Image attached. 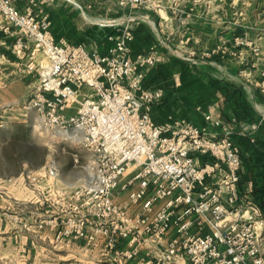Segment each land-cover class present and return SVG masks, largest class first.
<instances>
[{
	"label": "built area",
	"instance_id": "built-area-1",
	"mask_svg": "<svg viewBox=\"0 0 264 264\" xmlns=\"http://www.w3.org/2000/svg\"><path fill=\"white\" fill-rule=\"evenodd\" d=\"M15 1L0 0L6 23L1 29L17 34L18 55L32 53L25 71L35 72L38 83L25 108L37 113L39 130L75 149L74 162L89 178L80 186H60V174L50 165L24 174L36 194L43 184L56 183L49 201L55 218L48 221L51 226L58 221L56 242L96 246L103 237L117 264H129L154 243L156 256L145 264H171L178 257L190 264H264V217L242 195L241 149L229 133L155 119L165 93L147 85L141 68L154 66L156 56L132 55L129 27L96 22L115 29L107 36L113 46L100 55L65 41L56 44L48 23L19 11ZM146 2L121 0V5ZM249 47L260 55V46ZM261 87L264 92V80ZM123 193L133 212L120 203ZM172 231L177 237L161 247ZM124 239L128 248L120 250Z\"/></svg>",
	"mask_w": 264,
	"mask_h": 264
},
{
	"label": "crops",
	"instance_id": "crops-1",
	"mask_svg": "<svg viewBox=\"0 0 264 264\" xmlns=\"http://www.w3.org/2000/svg\"><path fill=\"white\" fill-rule=\"evenodd\" d=\"M163 1L123 6L121 0H16L15 5L47 22L56 44L65 41L100 55L113 46L107 36L115 29L95 23L121 21L128 26L132 55L156 56L154 66L141 68L147 85L165 93L155 119L194 123L219 136L229 133L244 157L242 195L264 217V0H180L177 8H165ZM166 1L174 5L176 0ZM5 24L0 17V60L28 64L31 51L16 53L18 36L4 33ZM251 42L260 46V55L253 53ZM35 58L42 61L41 54ZM28 75H33L25 77L31 81L37 76ZM84 91L90 93L87 87ZM65 182L61 176L56 183L75 186ZM54 183L43 184L38 194L27 188L24 175L0 183V264H117L103 237L96 246L56 242L58 221L48 224L55 218L49 204ZM119 200L134 211L127 193ZM176 237L172 231L161 247ZM128 242L121 240L118 249L126 250ZM158 248L147 245L129 264H145ZM171 264L190 263L178 257Z\"/></svg>",
	"mask_w": 264,
	"mask_h": 264
},
{
	"label": "rangeland",
	"instance_id": "rangeland-1",
	"mask_svg": "<svg viewBox=\"0 0 264 264\" xmlns=\"http://www.w3.org/2000/svg\"><path fill=\"white\" fill-rule=\"evenodd\" d=\"M179 1L172 5L164 0L162 6L177 8ZM11 63L0 60V183L16 180L27 171H38L48 165L56 167L65 183L75 186L88 183L86 171L74 162L75 149L39 130L35 121L37 113L25 108L38 77L34 76L33 81L25 79L35 75L26 74L25 61L18 63L12 59ZM80 156L83 165L85 152Z\"/></svg>",
	"mask_w": 264,
	"mask_h": 264
},
{
	"label": "trees",
	"instance_id": "trees-1",
	"mask_svg": "<svg viewBox=\"0 0 264 264\" xmlns=\"http://www.w3.org/2000/svg\"><path fill=\"white\" fill-rule=\"evenodd\" d=\"M241 186H242V183H241Z\"/></svg>",
	"mask_w": 264,
	"mask_h": 264
}]
</instances>
